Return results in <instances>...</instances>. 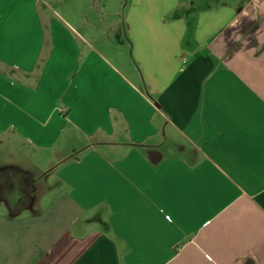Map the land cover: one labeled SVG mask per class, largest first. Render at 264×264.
Here are the masks:
<instances>
[{
    "label": "crops",
    "instance_id": "obj_1",
    "mask_svg": "<svg viewBox=\"0 0 264 264\" xmlns=\"http://www.w3.org/2000/svg\"><path fill=\"white\" fill-rule=\"evenodd\" d=\"M76 2L0 0V264H264V0Z\"/></svg>",
    "mask_w": 264,
    "mask_h": 264
},
{
    "label": "rangeland",
    "instance_id": "obj_2",
    "mask_svg": "<svg viewBox=\"0 0 264 264\" xmlns=\"http://www.w3.org/2000/svg\"><path fill=\"white\" fill-rule=\"evenodd\" d=\"M45 3L49 12L60 16L70 26L74 25V13L75 9H77L76 0H45ZM78 4L82 3L78 2Z\"/></svg>",
    "mask_w": 264,
    "mask_h": 264
}]
</instances>
